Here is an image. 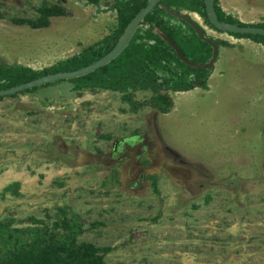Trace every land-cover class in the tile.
Listing matches in <instances>:
<instances>
[{
    "label": "rangeland",
    "instance_id": "obj_1",
    "mask_svg": "<svg viewBox=\"0 0 264 264\" xmlns=\"http://www.w3.org/2000/svg\"><path fill=\"white\" fill-rule=\"evenodd\" d=\"M43 1L64 13L42 27L11 19L35 17ZM113 1L0 0V63L41 69L72 56L115 29ZM216 2L235 20L264 21V0ZM172 8L220 46L195 71L208 73L202 85L165 91L167 111L150 89L74 88L84 74L0 98V219L51 222L63 209L78 240L107 247L104 264H264V43ZM167 19L184 28L186 57L206 61L210 49Z\"/></svg>",
    "mask_w": 264,
    "mask_h": 264
},
{
    "label": "trees",
    "instance_id": "obj_2",
    "mask_svg": "<svg viewBox=\"0 0 264 264\" xmlns=\"http://www.w3.org/2000/svg\"><path fill=\"white\" fill-rule=\"evenodd\" d=\"M89 1L96 2L97 0ZM216 1L214 0V7L219 19L239 25L251 24L264 27V21L247 23L235 20L223 11ZM160 2L169 7H172V4L185 5L187 9L203 15L205 20L211 24L206 16L203 0H160ZM145 3L146 0L114 1L112 6L117 14L115 29L81 51L54 64L34 69L19 63H0V88L10 87L48 72L75 69L97 59L115 44L129 19ZM63 13L64 9L59 1L52 3L43 1L37 6L35 17H13L11 19L15 23L42 27L49 24L51 15ZM167 15L174 16L165 11L159 3L155 4L140 21L124 49L104 65L84 74L88 82L76 84L74 88L94 86L117 89L124 91V97L130 98L132 90L147 87L152 91L150 103L160 111H167L172 105V99L167 92H161L160 88L189 89L193 85L191 81L201 77V74L195 71L205 69L192 67L182 61L169 42L157 32L156 29L165 32L181 48L176 36H184L186 32L180 24L169 21ZM179 19L201 41V47L210 48L206 41L197 36L188 22ZM202 31L205 32L203 27ZM229 32L239 36H251L264 43V35L259 33ZM96 70L99 72L96 77H92ZM0 98H2L1 95ZM80 231L81 224L63 209L51 222L33 219L26 225H14L9 219H0V264H104V253L107 247H100L92 241L78 240L77 235Z\"/></svg>",
    "mask_w": 264,
    "mask_h": 264
},
{
    "label": "water",
    "instance_id": "obj_3",
    "mask_svg": "<svg viewBox=\"0 0 264 264\" xmlns=\"http://www.w3.org/2000/svg\"><path fill=\"white\" fill-rule=\"evenodd\" d=\"M158 0H147L145 5L140 7L135 14L129 19L127 24L124 27V30L120 34L119 38L115 42V44L103 55L98 57L97 59L91 61L88 64L82 65L80 67H77L75 69H70V70H57L54 72H48L42 75H39L37 77H34L32 79L17 83L13 86L6 87V88H0V95H8L15 93L17 91L23 90L25 88H29L35 85H39L45 82H50L54 81L60 78H69L73 76H78L85 74L87 72H90L94 70L95 68L104 65L108 61H110L112 58H114L117 54H119L124 47L128 44L130 41L132 35L134 34L137 26L139 25L140 21L144 18L145 14L149 12L153 6L157 3ZM204 5H205V11H206V16L209 20V22L215 26L216 28H220L223 30L231 31V32H250V33H259L264 35V27L259 26V25H239L230 21L226 20H221L218 18L215 7H214V0H203ZM159 5L167 12L170 14L183 19L184 21L188 22L196 34L207 41L209 44L212 46V54L209 57L208 60L203 61V62H195L192 60H189L181 50V48L178 46V44L165 32L156 29L159 34L169 42V44L173 47L175 50L177 56L184 61L186 64L192 66V67H197V68H208L210 67L213 62L215 61L217 54H218V49L219 46L216 42L212 40V38L206 34L203 33L202 28L200 24L192 18L187 12L181 11V10H176L172 7L166 6L163 3H159Z\"/></svg>",
    "mask_w": 264,
    "mask_h": 264
},
{
    "label": "flooded vegetation",
    "instance_id": "obj_4",
    "mask_svg": "<svg viewBox=\"0 0 264 264\" xmlns=\"http://www.w3.org/2000/svg\"><path fill=\"white\" fill-rule=\"evenodd\" d=\"M114 1H116V0H114ZM113 1V2H114ZM146 2H147V0H146ZM157 3H162V2H160V0H158L157 1ZM156 3V4H157ZM145 5V4H144ZM173 6L175 5L176 6V4H172ZM201 26V25H200ZM201 28H202V26H201ZM227 31V30H226ZM229 32V31H228ZM196 33V32H195ZM204 34H206L205 32H204ZM206 35H208V34H206ZM120 36V35H119ZM119 36H118V38H119ZM198 36V35H197ZM208 36H210L211 38H212V40L214 41V42H216L217 44H218V46H220V43H219V41H218V39H216V38H214V37H212L211 35H208ZM199 37V36H198ZM117 38V39H118ZM200 38V37H199ZM202 39V38H201ZM204 40V39H203ZM205 41V40H204ZM207 42V41H206ZM208 43V42H207ZM209 44V43H208ZM209 46H210V54H209V56L208 57H210L211 56V54H212V46H211V44H209ZM198 48H206L207 49V47H204V46H200V47H198ZM182 50V49H181ZM175 51V50H174ZM183 51V50H182ZM184 53V52H183ZM202 53H204V51H202ZM184 55H185V53H184ZM186 56V55H185ZM209 59V58H208ZM207 59V60H208ZM212 66V65H211ZM211 66L210 67H208V68H211ZM207 75H208V73H206V74H204V75H201V77H199V78H196V79H193L191 82H192V87H194V86H200V85H202L204 82H205V80H206V77H207ZM191 88V87H190ZM137 89H148L147 87H140V88H137ZM137 89H135V90H137ZM117 90V89H116ZM162 90H164V91H162ZM166 90H171V89H167V88H160V91L161 92H165ZM184 90H187V89H184ZM121 91V90H120ZM168 94V93H167ZM169 95V94H168ZM124 97V96H123ZM125 98V97H124ZM136 136H129V137H124L123 139H121L120 141H118V143H117V149L119 150H121V149H127V148H129L130 146H131V144L135 141V138Z\"/></svg>",
    "mask_w": 264,
    "mask_h": 264
}]
</instances>
